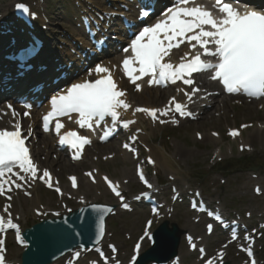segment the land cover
<instances>
[{
  "label": "snow or ice",
  "instance_id": "snow-or-ice-1",
  "mask_svg": "<svg viewBox=\"0 0 264 264\" xmlns=\"http://www.w3.org/2000/svg\"><path fill=\"white\" fill-rule=\"evenodd\" d=\"M214 7H217L218 14H214L201 4H196L195 0H175V6L168 8L163 13L165 19L152 26L143 27L135 35L129 48L123 49L125 53L130 50L131 55L123 59L122 65L124 73L138 91L140 85L137 81L146 76L151 77L147 81L150 86L152 84L159 85L164 81H171L175 84L178 80L182 81L184 85L192 86L194 85L193 73L211 71V79L219 80L228 93L243 91L250 96L264 95V12L251 9L241 11L226 0H215ZM17 8L21 9L24 14L30 12L29 8L23 4H18ZM32 15L34 16V14ZM143 15L146 16L147 13L145 12ZM185 42L189 46V51L184 52L180 57L178 65L170 62V59H165L170 57L174 48L179 49L180 45ZM31 51L32 49L28 50L29 54ZM206 58H216V62ZM133 65H138V67ZM95 73L98 78L74 83L64 94L52 97L51 111L43 117L45 130H48L50 121L55 119V130L59 133L65 125L60 122L58 117L70 116L72 113L78 114L79 119L76 123L81 128L92 129L94 123L99 126L105 116H110L114 125L121 122L120 109L127 111L132 107L125 99H122L126 93L118 89L108 67L97 65ZM178 90L183 92L188 102H192L193 97L200 91L196 87H191L190 91ZM26 107L31 106L26 105ZM7 108L11 110L14 118L19 115L11 104L7 105ZM172 111L179 113L180 116L192 115L187 111V104L178 102L175 97H172L169 105L163 109L137 107L134 114L146 113L155 121L159 119L158 114L159 116H168ZM24 115L27 116L29 113L25 112ZM159 122L166 123L165 120H159ZM173 122L177 121L174 119ZM134 123H136L135 120L122 121L124 127ZM242 127H246V125H242ZM108 134L106 132L102 139H106ZM230 134L236 136L239 133L237 130H232ZM25 141L26 137L22 134L19 122L14 124V130H0V196H5L8 201L12 199L8 193L12 192L14 188H22L29 180H44L49 188L53 187L47 169L43 170L41 176H38L39 169L31 158ZM60 143L68 144L75 149L77 152L75 158H79L80 151L91 141L76 131H68L61 137ZM124 147L129 148V145L125 144ZM132 150L134 151V149ZM149 162L154 163L151 160ZM88 175L92 174L88 173ZM140 178L149 188L151 187L144 178L143 172L140 173ZM70 179L72 187H77L76 177L73 176ZM104 179L108 180L107 177ZM108 184L123 202L124 197L118 190V186L113 185L110 180H108ZM55 190L58 193L61 192L59 187H56ZM26 194L30 195V193ZM143 195L147 196L148 194L144 193ZM139 198L137 197V199ZM97 207L94 206V208ZM123 207L127 208L128 205L123 203ZM10 208V203H6L3 207V212L7 213V217L0 215V230L5 227L18 228V225L13 223ZM107 211L111 212L112 209L109 208ZM153 211L156 212L155 209ZM65 223L67 222L65 221ZM151 224L152 221L149 220L141 241L135 246L137 252L144 239L155 243L153 234L149 230ZM85 227H91L90 222L86 221ZM96 227V235L101 236L104 232L102 218ZM208 227L211 231L212 226ZM233 238L235 239V233H233ZM18 239L22 241L23 238L18 236ZM189 239L191 240V238ZM3 244L4 241L0 240V246ZM192 246L195 247L194 244ZM247 252L249 256L253 255L250 248L247 249ZM2 253L3 248L0 247V264H4ZM76 255L79 256V253ZM100 255L104 258L105 264H109L108 258L102 251ZM220 255L222 256L223 253ZM135 261L136 256L134 255L133 262ZM207 264H212V261L209 260Z\"/></svg>",
  "mask_w": 264,
  "mask_h": 264
},
{
  "label": "rangeland",
  "instance_id": "rangeland-1",
  "mask_svg": "<svg viewBox=\"0 0 264 264\" xmlns=\"http://www.w3.org/2000/svg\"><path fill=\"white\" fill-rule=\"evenodd\" d=\"M15 1L18 0H0V15L7 13ZM77 1L79 4L92 7L90 6L92 3L89 0H85L86 2L83 0ZM92 1L94 6L96 4L105 6L106 4V2L104 3L106 0ZM51 3L53 6L52 24L50 26L45 24L47 28L45 33L49 37L48 50H52L54 46L59 48L57 45L61 44V39H63L61 36H64L63 27L65 22L63 19L70 17L67 7L71 11L75 8L72 5L73 3L75 4V0H51ZM75 10L76 8L74 12ZM40 23L41 21L38 22V25ZM68 44L72 45L70 42ZM141 96L135 93L129 95L130 100L134 104L141 106H161L170 95L167 94L164 100L154 104L142 100ZM222 102L220 101L219 103ZM263 103H253V105H245L241 108L238 107L235 101H228L227 108L223 109L219 105L218 108H215L213 112L204 117V120L196 123H183L176 129L170 126L149 127L148 124V135L146 134L141 138L145 145L142 148V152L150 154L156 160L157 165L150 169V174L153 180L162 185L164 197L168 200L171 197L169 189L172 184H175L183 193H186L187 190L199 189L204 196L208 197L211 203L220 204L231 215L241 213L244 218L245 214L248 216L252 215L253 217L249 223L262 222L263 224L264 106L261 105ZM260 108L263 109L260 110ZM241 124L249 125L243 131L242 138L230 140L226 135L227 129L238 128ZM257 131L260 132L258 133V139L253 141V135ZM213 134H217L218 137H214ZM197 135H201L202 140H198ZM115 144L114 151L109 150L112 148L111 145H95L88 150L85 160L79 167L78 165L76 167L73 166L70 171L64 170L65 167L62 161L63 159L66 161L65 156L60 158L56 152L46 154L44 152L46 150H43L39 145L37 148L40 150L38 158L43 166L51 169L59 180L63 181L67 186V176L77 175L80 178L81 186L76 193V197L82 196L89 202L114 204L116 202L110 201V196L102 184L98 183L95 186L93 184L89 188L88 180L83 176V172H92L97 169L100 173L99 175H108L120 182L126 183L127 181L126 190H130L132 194L142 190L138 187L134 175L136 161L130 155L124 156L119 143L117 144L116 142ZM246 144L251 148V151H241L240 146ZM167 161L168 165L163 166V162ZM170 178L175 181H171ZM256 186L260 187L263 192L262 196L254 194L253 188ZM35 190L32 193L34 196L30 200L20 195L19 202L21 204L14 203L17 207L22 205L25 210L27 226H31L37 221L36 211H43V213L48 214L50 210H64L62 202L67 203L73 209L79 206L77 202L68 200L66 197L62 201L58 200L53 194L44 191L41 186H37ZM66 190L72 195L69 189L66 188ZM147 218H149L148 215H142L135 211L131 214L119 213L108 220L110 228L108 236L111 238L109 241L118 246L120 257H124V261H128L132 245L141 234L143 224ZM196 218L188 209L183 206H177L175 214L172 217H166L165 220L170 227L175 224L182 231L191 229L192 235L200 237L204 235V227L194 222ZM162 223L163 221H156L152 232L156 231ZM181 242L183 246V235L181 236ZM221 245L222 243H219L217 249ZM260 247L257 249L260 250ZM149 248V245L146 244L145 251ZM9 249L14 252L19 250L13 245L12 240L9 241ZM186 252L185 247L183 250L180 249L179 256H181V253L184 254ZM211 252H214V249H210ZM235 253V250H229L226 263L231 264L232 259L238 257ZM239 257L243 258L242 255H239Z\"/></svg>",
  "mask_w": 264,
  "mask_h": 264
},
{
  "label": "bare ground",
  "instance_id": "bare-ground-1",
  "mask_svg": "<svg viewBox=\"0 0 264 264\" xmlns=\"http://www.w3.org/2000/svg\"><path fill=\"white\" fill-rule=\"evenodd\" d=\"M111 70H113V71H115L116 73L118 72V70L116 69V65L115 64H113L112 66H111ZM117 78H118V81H119V85L120 86H122L121 85V78H122V76L120 75V73H119V75L117 76ZM202 79H203V77H201ZM212 86H215L214 84H212ZM203 87H205L206 88V85H203ZM179 89H183L184 91H190V88H179ZM179 91V90H178ZM167 94H171L172 95V92L171 91H162V90H160V89H147L146 87L144 88V90H143V92H142V100H144V101H147L148 103H151V104H154V103H158V102H161L162 100H164V98H165V96L167 95ZM177 96L181 99H183V100H186V97H184L183 96V92L182 91H179L178 93H177ZM123 99H125L126 100V102H128L132 107L131 108H129L127 111H125V110H123V109H121V115L123 116V117H126V118H132V119H134L135 121H136V125H137V127L139 128V129H145L144 127L146 126V124H145V120L141 117V116H138V114L137 113H135L134 114V112H135V108L133 107V105L131 104V102H129L126 98H123ZM216 100V99H215ZM186 103L187 104H189V102L186 100ZM148 108H155L156 106H147ZM9 117V116H8ZM10 119V118H9ZM144 120V121H143ZM9 121V124H10V120H8ZM13 121V120H12ZM14 122V121H13ZM13 122H11L12 124H13ZM4 124H6V125H8V122H6V123H4ZM12 124H10L9 126L10 127H13V125ZM144 126V127H143ZM147 134H148V132H146ZM258 133H260V132H256L254 135H253V141L254 140H257L258 138ZM43 136H45V135H43ZM242 136H240V138H241ZM205 139V138H204ZM206 139H207V137H206ZM209 139H210V137H209ZM205 141V140H204ZM43 144H44V147H45V149H46V154L47 153H50V152H54V150H55V147L52 145V143H51V139H48V136H45V139H43ZM113 144V145H112ZM112 146V148L111 149H109L110 151H114L115 149V147H116V144L113 142V143H109V144H107V146ZM124 156H128L126 153H124ZM164 164H162L163 166H167L168 165V161L167 162H163ZM62 164L64 165V167H65V171H70V169H72V167L73 166H71L72 164L67 160V161H65L64 159H63V161H62ZM74 167H76V166H74ZM78 167H79V165H78ZM128 174H129V172H127ZM91 186H92V184H90ZM91 186H89V188H91ZM20 199H18L17 198V200H16V202H13V203H19V205L21 204L20 202ZM0 209L3 211V203L1 202L0 203ZM67 209H69V208H67ZM66 209V210H67ZM9 211H10V213H13V216H16V215H19V220H21L22 221V223H24V221L25 220H23V218H24V216H26V212H25V210L23 209V207H22V205L21 206H19V207H17V205L16 206H14V204H13V206H12V210L11 209H9ZM62 212V213H61ZM63 210H60V214H63ZM4 214H7V213H4ZM6 217H7V215H5ZM25 224V223H24ZM26 225V224H25ZM191 230V229H190ZM106 240V239H105ZM164 242V241H163ZM161 247H164V244L162 243L161 244ZM20 252L21 251H19L18 252V254L17 255H15V252L13 251V250H10V252H8L7 253V256L9 257V253H11L13 256H15L16 257V259L18 260V261H20ZM69 257V255H67L66 257H64V258H62V259H60L59 261H57V262H55L54 264H63L64 263V261H65V259H67Z\"/></svg>",
  "mask_w": 264,
  "mask_h": 264
},
{
  "label": "water",
  "instance_id": "water-1",
  "mask_svg": "<svg viewBox=\"0 0 264 264\" xmlns=\"http://www.w3.org/2000/svg\"><path fill=\"white\" fill-rule=\"evenodd\" d=\"M49 229H51V227H49V222H45L39 226H35L31 232L26 233V237L31 242L32 248L27 251L24 256V264H30V262L34 260L38 261V259H42L38 264H49L61 254L73 249L76 246V244L71 243V240L69 241L64 235L61 238V244L56 247V251H50L49 249L52 245V242H50L51 240H46V238H44L42 235L45 231H49ZM32 233H39L40 237L36 239L33 237ZM47 251H49L48 253L50 255L43 258L44 253Z\"/></svg>",
  "mask_w": 264,
  "mask_h": 264
}]
</instances>
